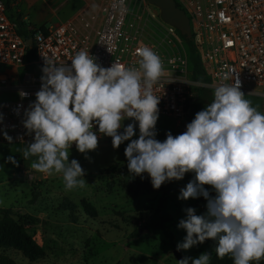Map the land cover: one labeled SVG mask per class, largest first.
Masks as SVG:
<instances>
[{
  "label": "clouds",
  "instance_id": "obj_1",
  "mask_svg": "<svg viewBox=\"0 0 264 264\" xmlns=\"http://www.w3.org/2000/svg\"><path fill=\"white\" fill-rule=\"evenodd\" d=\"M138 56V68L114 63L103 68L88 49L77 52L70 70L45 63L41 88L26 110L24 127L34 137L23 151L24 159L35 156L33 169L62 174L67 190L84 187L86 173L77 160L69 162V149L75 144L81 154L94 151L98 135L93 128L98 127L100 134L111 137L114 149L130 141L124 150L129 173H146L153 189L194 173L178 199L203 196L207 214L185 210L186 219L178 227L186 236L177 250L214 240L217 257L230 255L233 264L264 257V114L244 98L236 79L216 87L213 101L196 113L186 131L175 137L167 133L160 142L155 139L160 98L153 87L164 75L163 61L148 46L138 49ZM125 119L138 124V139H131L132 123L120 133ZM205 185L215 190L214 198ZM210 259L211 254L202 253L176 264H209Z\"/></svg>",
  "mask_w": 264,
  "mask_h": 264
},
{
  "label": "rangeland",
  "instance_id": "obj_2",
  "mask_svg": "<svg viewBox=\"0 0 264 264\" xmlns=\"http://www.w3.org/2000/svg\"><path fill=\"white\" fill-rule=\"evenodd\" d=\"M76 1L23 0L19 7L20 14L25 16L26 23L47 27L56 19L70 18ZM130 2V13L132 16H139L138 21L145 36L149 39L156 38L164 23L159 17L158 8L146 0ZM39 68L30 65L18 68V72L21 74L28 71L39 75ZM13 71L0 63V72ZM214 91L215 89L199 90L195 102L188 107V116L184 121L189 124L196 113L210 104L214 99ZM244 95L252 107L264 114L263 98L252 94ZM14 98L16 95L13 92H0V101ZM130 123L134 124L131 139H138V124L133 120L125 119L121 130ZM184 131L186 129L180 130L179 124L172 117L158 115L155 126V139L158 141L163 142L167 133L175 137ZM32 142L0 143V207L9 208L13 217H18L25 230L44 249L45 257L30 261L16 250L5 249L3 253L7 257L16 264H176L178 260L173 250H177V245L186 236L185 230L178 227L179 221L186 219L185 210L188 208L195 209V214L198 215L190 198L178 199L181 189L193 181L194 173H186L179 181L163 184L166 188L163 206L170 216L166 222L167 232L159 228L138 232L156 207L162 193L133 194L124 188V184L134 177L129 173L128 161L124 155L130 141H125L114 149L112 143H107L100 137L97 148L86 154L79 153L76 147L70 148L69 162L77 160L86 173L83 177L86 185L72 190L66 189L62 174L48 175L33 169L31 164L37 161V157L24 159L23 151ZM107 184L110 185L108 190ZM33 193L36 195L31 199ZM63 197L77 204L80 198H85L95 207L96 216L89 217L77 205L74 210L77 220L68 221L67 210L58 207ZM27 216L34 220L29 221ZM213 248V243L204 242L186 251H177L181 259H196L202 253L211 254Z\"/></svg>",
  "mask_w": 264,
  "mask_h": 264
},
{
  "label": "built area",
  "instance_id": "obj_3",
  "mask_svg": "<svg viewBox=\"0 0 264 264\" xmlns=\"http://www.w3.org/2000/svg\"><path fill=\"white\" fill-rule=\"evenodd\" d=\"M130 1L88 0L64 21L42 28L24 27L26 37L18 33L16 20L7 14V0H0V63L14 70L0 73V92L16 95L0 101V143L33 141L34 133L24 127V120L41 88L42 68L51 61L70 70L71 59L80 50L88 49L103 68L113 63L138 68V49L152 48L165 69L153 87V94L160 98L159 114L172 117L177 125L186 120L198 89H216L238 79L242 93L264 99V0H173L187 17L188 39L199 56L206 81L191 78L177 30L164 22L156 38H147L139 16L130 13ZM27 38L34 53L31 59H26ZM30 65L40 66V74H19L18 68ZM21 92L27 95L21 97ZM93 131L99 140L102 134L98 127Z\"/></svg>",
  "mask_w": 264,
  "mask_h": 264
},
{
  "label": "trees",
  "instance_id": "obj_4",
  "mask_svg": "<svg viewBox=\"0 0 264 264\" xmlns=\"http://www.w3.org/2000/svg\"><path fill=\"white\" fill-rule=\"evenodd\" d=\"M18 24L17 31L22 36L28 37L29 35L25 31L24 27L25 24L22 21H16ZM41 28L43 26H40ZM178 33V32H177ZM178 36L183 41V46L186 52V57L188 64L191 68V78L194 80H203L206 81L207 77L204 73V70L200 64L199 56L190 43L188 38L180 35ZM33 48L26 50V59H31L33 57ZM201 89H198V91ZM197 98V97H196ZM120 133L123 131L120 129ZM107 143H112L111 137H107L102 135ZM107 190L110 188V185L107 184ZM124 188L133 194H140V193H149V192H160L162 193L161 198H159L156 207L149 214L147 221L145 222V226L148 230L152 229H161L167 232L166 222L169 221L170 216L164 210V200L166 198L165 192L166 188L162 184L159 189H153L151 180L148 175L142 174L141 176H134L132 180L126 182L124 184ZM205 190L209 192L210 198H214L216 196L215 190L209 186H204ZM33 196L31 199H34L35 193L32 194ZM193 206L198 210V216L206 215L207 214V200L203 196H198L195 199H192ZM79 205L83 212L88 215L89 217L96 216V209L95 207L85 198H80L78 204L73 202L71 199L67 197H63L58 204L60 209L67 210V218L70 222H75L77 220L75 215V208ZM29 221H33L34 218L27 216ZM136 234V231L133 232V236ZM206 243H213L214 248L211 251V259L209 264H233V259L230 255H226L225 257L218 258L215 253L216 242L214 240H206ZM5 249H13L25 257L30 261H34L37 259H41L45 257V251L39 245L32 236L25 230L24 225L17 219L13 217L9 208L0 207V264H16L12 259L7 257L3 251ZM250 264H264V257L260 258L259 260H254L250 262Z\"/></svg>",
  "mask_w": 264,
  "mask_h": 264
},
{
  "label": "water",
  "instance_id": "obj_5",
  "mask_svg": "<svg viewBox=\"0 0 264 264\" xmlns=\"http://www.w3.org/2000/svg\"><path fill=\"white\" fill-rule=\"evenodd\" d=\"M146 1L158 8L159 17L163 22L172 25L180 35L184 36L185 38H189L190 34L187 17L185 16L184 12L174 4L173 0ZM25 42L30 49L31 39L27 38ZM187 124L188 123L186 121H181L179 123V129L185 130ZM143 230L148 231V228L144 225L143 227L138 229V232H142ZM173 254L177 260L181 259L176 249L173 250Z\"/></svg>",
  "mask_w": 264,
  "mask_h": 264
},
{
  "label": "crops",
  "instance_id": "obj_6",
  "mask_svg": "<svg viewBox=\"0 0 264 264\" xmlns=\"http://www.w3.org/2000/svg\"><path fill=\"white\" fill-rule=\"evenodd\" d=\"M23 0H7V7H8V9H7V14L10 16V17H12L13 19H15L16 21L18 20V21H22L24 24H25V27L26 26H28V25H31V23H26L25 21H24V19H25V16L23 15V16H21V14H20V4H21V2H22ZM86 1H88V0H77L76 1V3H75V8H74V11H73V13H72V15L74 14V13H76L83 5H84V3L86 2ZM12 12V13H11ZM71 15V16H72ZM70 16V17H71ZM69 18V17H68ZM67 18V19H68ZM66 20V19H65ZM60 21H64V20H54V21H52L51 23H49V25L50 24H54V23H57V22H60ZM33 26V25H32ZM6 66H8V65H6ZM8 68H11L12 70H13V68L11 67V66H8ZM0 73H5V72H0ZM6 73H11V72H6ZM195 178V177H194ZM194 180V179H193ZM192 181V180H191Z\"/></svg>",
  "mask_w": 264,
  "mask_h": 264
}]
</instances>
